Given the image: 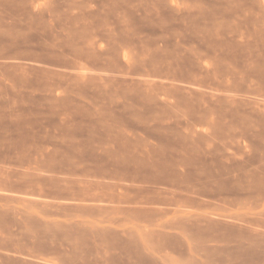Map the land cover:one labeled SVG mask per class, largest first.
I'll return each instance as SVG.
<instances>
[{"label": "rangeland", "instance_id": "rangeland-1", "mask_svg": "<svg viewBox=\"0 0 264 264\" xmlns=\"http://www.w3.org/2000/svg\"><path fill=\"white\" fill-rule=\"evenodd\" d=\"M13 2L0 0V205L55 212L110 173L177 193L264 181V0H30L32 26Z\"/></svg>", "mask_w": 264, "mask_h": 264}, {"label": "crops", "instance_id": "crops-1", "mask_svg": "<svg viewBox=\"0 0 264 264\" xmlns=\"http://www.w3.org/2000/svg\"><path fill=\"white\" fill-rule=\"evenodd\" d=\"M15 2L10 10L32 26L30 0ZM79 185L102 189L73 191L55 212L0 205V264H264L260 179L229 195L116 173Z\"/></svg>", "mask_w": 264, "mask_h": 264}]
</instances>
